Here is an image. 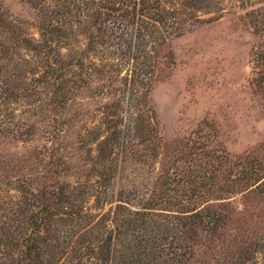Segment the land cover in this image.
<instances>
[{
	"label": "trees",
	"instance_id": "1",
	"mask_svg": "<svg viewBox=\"0 0 264 264\" xmlns=\"http://www.w3.org/2000/svg\"><path fill=\"white\" fill-rule=\"evenodd\" d=\"M20 1L35 10L39 38L30 37L23 23L0 0V124L5 125L13 115L8 112L10 103H23L31 108L44 90H51L54 104L64 110L70 90L88 81L93 73L113 74L127 67L123 81L131 92L128 103L124 99L118 101L116 107H121L118 113L111 111V107L105 108L103 115L111 126L106 138L98 142L96 155L91 156L88 179L42 188L34 187L33 182L19 183L20 196L5 208L1 217L0 264H190L195 246L205 240L210 249L228 247L233 258L227 264H248L264 242L260 222L247 223L244 215L229 208L231 203L228 207L182 206V201L168 191L176 190L182 196L193 191L194 197L188 204L195 203L199 194L213 191L247 193L257 198L264 186V165L257 158L235 162L225 180H217L221 166L233 164L227 155L218 156L216 159L222 164L218 163L209 180L200 184L199 189L206 191L188 186L178 188L180 182L176 178L180 169L175 161L151 183H140L135 178L122 180L126 170L135 174L140 164L145 163L142 158L152 156V151L159 148L149 147L157 134L159 120L146 99L151 84L162 72L159 66L162 52L186 33V27L200 21L196 13H207L220 3ZM253 16L264 19L261 11ZM259 32L264 34V29H258ZM78 35L85 37L86 51L64 59L62 50ZM90 57L100 59L101 65L86 66L84 61ZM252 59L258 76L256 83L264 88V48H257ZM139 95L145 97L143 123L140 126L137 120L130 122L124 133L119 128L122 105L127 104L128 112L137 110L142 100ZM141 132L143 141L136 142L134 138ZM129 133L132 138L126 136ZM140 144H144L147 154L132 157V148ZM92 177L96 180H91ZM91 199L93 204L89 206ZM107 206L106 212L97 213ZM170 207L177 210H168Z\"/></svg>",
	"mask_w": 264,
	"mask_h": 264
},
{
	"label": "rangeland",
	"instance_id": "2",
	"mask_svg": "<svg viewBox=\"0 0 264 264\" xmlns=\"http://www.w3.org/2000/svg\"><path fill=\"white\" fill-rule=\"evenodd\" d=\"M216 1L220 5L207 13H196L200 21L186 27V33L162 52V72L151 84L146 99L159 120L157 134L148 145L159 148L152 151V156L142 158L145 163L135 174L126 170L123 181L135 178L140 183H151L175 161L180 169L176 178L180 182L178 188L204 190L199 189L200 184L209 180L218 163L222 164L216 159L218 156L227 155L233 164L222 165L217 180H225L235 162L257 158L264 165V88L256 83L258 76L252 63L255 50L264 48V34L258 33V29H264V19L253 16L254 12L264 13V0ZM2 2L23 23L26 33L38 39L35 10L20 0ZM86 47L85 37L78 35L70 39L62 56L65 59L85 52ZM99 60L90 57L84 64L100 66ZM126 70L123 67L113 74L93 73L88 81L70 90L64 110L54 104L51 90H44L31 108L23 103L9 104L8 112L13 115L5 125L0 124V227L5 208L20 196V182H33L34 187L42 188L89 178L91 156L96 155L98 142L106 138L111 126L106 124L105 108L111 107V111L118 113V101L124 99L128 103L131 91L123 81ZM141 99L135 111L128 112L127 104L122 105L120 130L127 129L134 120L142 125L145 97ZM138 136L135 141L142 142L143 133ZM135 147L132 157L147 154L144 144ZM261 189L257 198L247 193H201L193 205L188 204L194 197L193 191L183 196L176 190L168 194L191 208L209 204L228 207L231 203L229 208L244 215L247 223L260 222L259 230L264 234V186ZM92 204L93 199L89 206ZM174 208L168 210L176 211ZM108 209L107 206L96 212L102 214ZM208 243L205 240L195 246L190 264H227L233 258L227 246L210 249ZM248 264H264V242Z\"/></svg>",
	"mask_w": 264,
	"mask_h": 264
}]
</instances>
